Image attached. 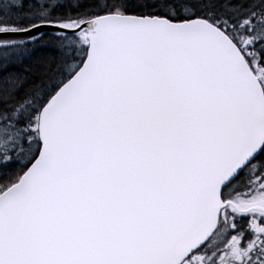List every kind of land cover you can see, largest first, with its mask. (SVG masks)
<instances>
[{
  "label": "snow or ice",
  "instance_id": "6c2138e0",
  "mask_svg": "<svg viewBox=\"0 0 264 264\" xmlns=\"http://www.w3.org/2000/svg\"><path fill=\"white\" fill-rule=\"evenodd\" d=\"M0 264H264V0H0Z\"/></svg>",
  "mask_w": 264,
  "mask_h": 264
}]
</instances>
